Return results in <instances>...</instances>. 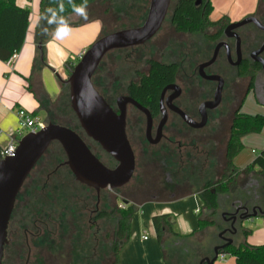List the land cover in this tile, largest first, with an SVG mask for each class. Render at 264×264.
Masks as SVG:
<instances>
[{
	"label": "flooded vegetation",
	"instance_id": "af4514ba",
	"mask_svg": "<svg viewBox=\"0 0 264 264\" xmlns=\"http://www.w3.org/2000/svg\"><path fill=\"white\" fill-rule=\"evenodd\" d=\"M180 1L171 11L169 7V25L176 36L196 35L195 44L155 43L134 60L139 66L133 67L130 78L112 82L109 68L92 78L94 89L115 114L125 110V134L135 160L130 182L96 191L76 180L64 166L66 159H41L36 165L40 171L29 174L17 195L1 264H119L129 240L121 226L123 211L151 204L162 194H168L166 206L196 196L198 213L214 218L207 222L218 231L215 246L225 239L234 245L248 230V221L241 219L264 212V172L237 168L234 160L239 154L232 162L228 157L229 148L240 144L243 149L249 135L245 130L251 115L244 109L264 111V0H256L252 10L237 19L226 15L212 22L209 12L212 25L195 33L177 32L172 26ZM190 1L202 17L207 2L211 7V0ZM155 36L142 46L115 51L135 52ZM146 85L152 92L144 91ZM119 87L123 91L113 94ZM86 139L93 155L114 169L116 162ZM86 141L97 146L102 157ZM133 179L132 190L123 193ZM172 232L183 237L173 225ZM160 242L165 258L169 245L162 238ZM187 253L180 252L176 264H188ZM212 256L213 251L206 257Z\"/></svg>",
	"mask_w": 264,
	"mask_h": 264
},
{
	"label": "water",
	"instance_id": "95a60500",
	"mask_svg": "<svg viewBox=\"0 0 264 264\" xmlns=\"http://www.w3.org/2000/svg\"><path fill=\"white\" fill-rule=\"evenodd\" d=\"M171 0H150L146 18L139 27L123 29L97 39L60 83L68 90L69 107L76 117L84 136L96 143L110 156L116 167L109 169L89 150L83 139L68 127L47 123L37 133H28L18 141L15 155L0 160V264L7 244V227L13 207L23 184L38 162L53 144L62 149L66 166L76 180L96 191L119 189L127 185L134 173L135 160L125 134V110L114 113L92 85V78L104 57L115 50L144 45L157 34L165 20ZM47 24L40 27L38 50L43 63L42 40ZM129 103L144 111L137 103ZM264 218V212L247 215L244 221ZM224 232H221L220 238ZM236 231L232 232V235ZM213 248V256L205 257L199 264H215L220 252L233 246V240Z\"/></svg>",
	"mask_w": 264,
	"mask_h": 264
},
{
	"label": "rangeland",
	"instance_id": "374dc122",
	"mask_svg": "<svg viewBox=\"0 0 264 264\" xmlns=\"http://www.w3.org/2000/svg\"><path fill=\"white\" fill-rule=\"evenodd\" d=\"M176 1L177 0L171 1L170 11ZM255 2L256 0H211V11L208 18L212 22H215L220 19V17L226 15H229L233 19H237L252 10ZM148 5L149 0H99L96 5L94 4L90 7L93 9L92 15H99L100 12L102 13L104 11V14H102L104 30L99 38L119 30L135 28L142 25L147 15ZM198 40L199 38L196 35L187 37L174 35L172 28L169 25V16H167L160 32L149 43H147L144 48H140L135 52L114 51L110 53L101 63L94 79L100 77L108 68V77L112 82L120 80L121 77L130 78L133 73V67L139 66V64L135 65L133 63L134 60L136 61L138 55L147 52V49L149 51L155 43L164 45L167 41H171L176 44L187 43L190 45L195 44ZM95 41L96 40H94V42ZM119 91H123L122 87L115 89L113 94L118 93ZM56 106L57 122L74 130L82 138L85 137L79 128L75 115L69 107L67 89L63 100L59 101ZM244 112L251 115V117H255L257 114L264 117V111L256 113L255 108L252 106H247L244 109ZM41 120L44 121L45 118H41ZM26 133H28V130H24V134ZM86 142L94 153H100L98 147L92 142ZM262 146H264V126H262L260 133H253L247 136L244 147L237 156L236 162H234L235 166L240 169L249 167L252 161L256 158V155L252 154L251 151L255 150L257 154H260V152L264 150V147ZM51 158L65 159L64 153L58 144H53L51 146L48 153L42 158L41 163H47ZM37 171H40V167H36L33 170V172ZM134 181L135 179H133V181L125 187L122 192L126 194L129 193L132 190ZM167 198L168 194H162L157 201L148 205L140 206L137 209V212H133L130 215V242L132 245L129 251L125 253L124 264H164L161 260L160 245L152 231L151 217L153 216V212L162 211L161 213H163V211H166L174 213L176 216L171 215V223L175 229L177 228V223L179 224L180 222L185 227L192 226L196 228L199 219L204 221L214 219L210 218V214L205 211H201L199 214L195 212V210L200 209V201L196 196L186 197L183 201H179L170 206L165 205ZM219 215L220 213L218 212L215 217L218 223L220 222L218 219ZM244 226L253 229L264 227V220L255 218L246 222ZM143 232L148 236L147 242H143L141 239ZM217 234L218 231L214 227H206L201 231H197V233L195 232L191 237H175L172 231H168L167 228H164V232L161 233V238L165 246L169 245L165 252V262L168 264H176L179 253L186 250L188 251L186 254L188 264H198L206 253H210L208 248L216 242ZM243 240V237H239L234 245L237 246L238 244H242ZM262 241H264V239H262L260 233L254 234L247 240L249 244H260ZM175 243L176 245L178 244L176 248L173 249L171 247L170 249V245ZM225 259L227 262L226 264H233L234 262L232 257L225 256Z\"/></svg>",
	"mask_w": 264,
	"mask_h": 264
},
{
	"label": "crops",
	"instance_id": "0c3cea01",
	"mask_svg": "<svg viewBox=\"0 0 264 264\" xmlns=\"http://www.w3.org/2000/svg\"><path fill=\"white\" fill-rule=\"evenodd\" d=\"M98 1L80 12L68 16L63 22L51 23L41 17L39 13L41 0H15V5L18 8L29 10V23L25 40L13 68H7L5 62L0 61V149L8 143L10 134L17 131V112L20 109L32 113L36 120L45 124L51 122L61 125L57 122L56 105L64 96L66 87L60 83V80L68 78L71 68L78 61V55L85 52L104 30L102 16L104 11L100 12L99 15H92L93 9L90 8L92 5H96ZM44 21L47 24V30L42 40L43 63H41L38 44L41 37L40 27ZM41 118H45V120L42 121ZM236 160L237 157L234 162ZM138 208L132 207V213L137 212ZM161 212H153L152 217L163 214L176 216L171 212ZM260 219L264 220V218ZM246 229L252 233L243 240L242 244H249L247 240L256 233H260L264 239V227ZM175 230L185 236L192 232L197 233L198 225L196 228L185 227L180 222L177 223ZM152 231L154 233L153 228ZM130 235L131 232L129 231V240L119 255V264H124L125 253L131 248ZM142 241L147 242L148 236L147 240ZM158 244L161 249L162 263L166 264L162 242H158ZM215 244L216 242L208 248L209 254L213 251ZM249 245H264V241L260 244ZM209 254L206 253L204 257ZM225 260V257L222 260L218 258L215 264H226Z\"/></svg>",
	"mask_w": 264,
	"mask_h": 264
},
{
	"label": "trees",
	"instance_id": "16d2710c",
	"mask_svg": "<svg viewBox=\"0 0 264 264\" xmlns=\"http://www.w3.org/2000/svg\"><path fill=\"white\" fill-rule=\"evenodd\" d=\"M96 1L97 0H41L39 4V13L41 17L50 22H63L68 16L80 12ZM210 10V4L207 2L205 15L202 17L201 11L195 10L192 1L181 0L176 5L172 18V26L177 32L182 33L202 31L212 25L207 20V15ZM28 23V9L18 8L15 5V0H0V61L6 62L14 52H19L25 40ZM150 89L151 88L146 85L144 91L152 92ZM63 97L60 101L63 100ZM262 126H264V117H250L246 125L245 133H260ZM241 150L242 146L240 144L229 148L228 157L231 162ZM231 162L230 165L232 166ZM256 168L264 172V150L252 161L247 170ZM210 203L213 204V200H211ZM131 214V210L123 211L121 226L126 240L129 239V219ZM151 223L158 242H160L163 228L172 231V225L169 223L168 214L152 217ZM210 225H213V223L199 219L197 231H201ZM251 233L250 230H244L242 236L246 239ZM193 234L194 232L183 237H191ZM220 254L232 257L235 264H264V245H249L245 243L238 244L237 246L233 245L225 248ZM165 263L168 264L167 262Z\"/></svg>",
	"mask_w": 264,
	"mask_h": 264
},
{
	"label": "built area",
	"instance_id": "2783aa9c",
	"mask_svg": "<svg viewBox=\"0 0 264 264\" xmlns=\"http://www.w3.org/2000/svg\"><path fill=\"white\" fill-rule=\"evenodd\" d=\"M85 52H82L78 55V61L82 58ZM19 52H14L11 57L5 62L7 68L12 69L15 62L18 59ZM17 120H18V128L17 131L13 134H10L8 143L0 149V160L4 159L5 157H13L15 155V151L17 148L18 141L20 138L25 136L28 133H37L41 130H43L46 126L45 123L36 120L32 113L20 109L17 112ZM24 130H28V133L24 134ZM120 209H124L125 206L123 204L119 205ZM196 213H198V210H196ZM142 240H147V235L143 232ZM225 256L220 254L218 258L221 260Z\"/></svg>",
	"mask_w": 264,
	"mask_h": 264
}]
</instances>
